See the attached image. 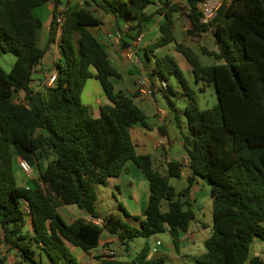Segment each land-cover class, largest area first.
Segmentation results:
<instances>
[{
	"label": "trees",
	"instance_id": "obj_1",
	"mask_svg": "<svg viewBox=\"0 0 264 264\" xmlns=\"http://www.w3.org/2000/svg\"><path fill=\"white\" fill-rule=\"evenodd\" d=\"M50 1L0 0V55L16 56L9 72L0 66V233L14 255L11 263L0 257V264H42L43 255L50 264H80L69 245L89 253L112 244L101 242L103 232L128 250L134 239L167 231L178 248L180 232H186L195 218L190 203L182 198L197 178L209 187L213 224L194 264H264L259 256L250 257L254 240L264 239V0H222L207 23L201 22L198 10V4L207 0H182L184 7L169 0H82V6L63 11L59 34L60 0H53L49 39L40 48L37 32L42 21L34 9ZM149 5L156 6L152 13L146 12ZM178 12L187 17V34L211 33L215 50L202 47L201 53L217 63L202 65L190 47L177 41L173 15ZM99 13L113 17L118 32L119 20H126L134 33H124L129 38L142 34L153 15H161L164 21L158 38L143 49L146 60L158 49L174 45L190 64L196 81L214 87L216 106L199 109L173 56L154 54L155 66L147 75L161 81L174 76L188 98L183 148L190 175L180 193L170 179L180 177L182 162L168 161L162 172L150 155L136 152L132 128L150 126L133 101L138 92L128 96L116 88L122 75L92 32L103 23ZM51 44L61 50L53 64L55 82L35 92L30 83ZM91 78L99 82L108 100L99 106L97 117L81 98ZM166 86L158 91L174 111L167 96L173 89ZM20 91L23 97L16 102ZM16 157L36 168L34 187L18 184ZM40 159L46 161L45 167ZM130 161L140 169L149 189L138 227L115 214L107 215L102 226L86 218L64 221L60 206L75 205L99 219L97 185L119 177ZM148 250L146 244L131 264H161L162 258L147 259Z\"/></svg>",
	"mask_w": 264,
	"mask_h": 264
},
{
	"label": "rangeland",
	"instance_id": "obj_2",
	"mask_svg": "<svg viewBox=\"0 0 264 264\" xmlns=\"http://www.w3.org/2000/svg\"><path fill=\"white\" fill-rule=\"evenodd\" d=\"M65 1L66 0H60V2H64V3ZM154 1L157 3L159 2V0H154ZM79 6H80L79 3H76L74 8H77ZM155 8H156L155 5H149L146 8V12L152 13L155 10ZM34 15L37 16L42 21V27L39 30L40 31L39 35H40L45 27L44 17L46 13L42 9H35ZM174 16L175 18H173L174 19L173 34L175 38L177 39V41L184 42L186 46L190 47L195 52V54L198 56V59L202 65L210 66V65H214L215 63H217V61L213 57H209L201 53L202 47L207 48V50L209 51L215 50V46H214V43L211 37V33L202 34L197 37L191 36L187 34L188 21H187L186 15L181 12H178ZM159 19L161 20V22L164 21V17H162L161 15L155 14L150 20L147 21L146 25H147V29L149 30H147L144 37L142 38L141 42L143 44L144 43L150 44L158 38L159 25H160L158 23ZM119 23L121 25V28L125 29L124 27L125 25H127V21L124 19H121L119 20ZM39 35L37 36V44L39 47H44L45 43L42 41V39L39 38L40 37ZM120 35L122 38L127 37V36H124L123 32H120ZM131 36L133 35L131 34ZM100 41L102 45L104 46L105 50L107 51L108 48L105 45V42L102 39H100ZM121 47H124V44H122ZM142 50H143L142 48L137 49V52H138V55L140 54V58L145 63V66L147 69L150 67V64L155 66L154 54L156 55L157 53L161 54L162 52H165V53H169L170 55H172L179 69L183 73V76L185 78L187 85L194 92L193 94L196 99L198 108L199 109H212L216 106L217 96H216L214 87L212 85L207 84L206 82L202 80L196 81L195 76L192 73L190 64L187 62L185 57L180 52L174 50V45H170L169 47L164 48V49L163 48L158 49L157 51H155L154 54H149L150 61L146 60V58L143 55ZM60 52L61 50L56 44H51L50 47L47 49L39 67H41L44 72L51 71L53 69L54 61L58 59L61 55ZM15 59H16V56L14 54L3 53L0 55V66L6 72H9ZM122 61H123V64L121 65V67L120 66L117 67L119 71L121 72L122 77L119 81L115 83V85L117 89H122V91H124L128 96H131L132 94H130V91L134 90V87L136 86V79H135L136 76L131 75L130 73H127V71L124 68V65L127 66V64H131V63L126 58H123ZM146 68L145 67L143 68L145 72L147 71ZM165 82L173 89V93L171 94L167 93V96L169 100L172 101L174 104V109H175L174 111H171V109L168 106L167 100L163 96V93L160 91L155 92L152 98H148V97H145L147 99H139L138 97L133 98L134 103L144 111L146 115V121L148 124L152 125L153 120H154L153 114L156 113L157 111L164 110L169 115V119H166L165 123H166V129L168 132V140H170V144H168L167 137H161L156 128H154L153 130L144 131L147 136L152 138V140H149V141L147 138H145L144 143L147 149V153L151 155L153 160L156 157V152H158L156 147L154 146V142L159 143V141H161V143L164 144V147L167 150V154L170 155L171 158L181 159V157H184L186 155L185 149L183 148V136L187 135L184 109L187 104L188 98L186 94H184V90L182 86L176 80L174 76H169L168 80ZM19 98L20 97H16L15 100H18ZM132 132H133L134 137L139 138V140L141 139V137L137 136L135 129H133ZM137 151L140 152L141 150L137 149ZM159 152L161 153V150H159ZM19 158L20 157H16L14 159V174H15L18 184L23 185L22 181H24L25 183V181L27 180L25 176L27 175L23 171H21V169H19L18 167ZM162 162L164 161L162 160ZM40 164L42 167H45L46 161L44 159H40ZM35 172H36V168L34 167L29 176L30 177L35 176ZM128 175H129V178L127 179L125 171H122L119 177L110 178L108 180L107 185L105 186L97 185L96 187L97 188L96 189L97 190L96 210L99 213L100 217L105 218L109 213L121 214L124 217L125 215L123 214V209L124 210L126 209L129 211V203L131 202L129 198L130 195L135 193L137 189H138V193L141 194L142 186L140 185V182H139V176H142L143 178H145L143 174L138 169V173L129 172ZM29 176H27V178ZM128 180L132 182V185L129 184ZM35 183H36V179H34L33 177V179L29 181V186L33 187ZM170 183L172 185H176L178 183V180L172 179ZM135 186L136 188H134ZM186 186H187V181H186ZM182 200L190 203L191 209L195 213V218L191 222V225H190V227L192 228L191 230L196 234V231H197L196 228L200 226V223H204V227L199 230L200 232L198 233L197 237H201L203 235H206L207 233L208 235H210L212 231V220L210 219V217H204L202 213V211H206L208 205L212 208V200L210 198L209 187L206 184V182L202 181L201 183H197V184L194 183L189 191V194L186 197L182 198ZM78 209L79 208L75 205L61 206L59 208V213L66 223H71L72 220L69 216V212L71 210H78ZM77 213L80 214L78 211ZM156 241L158 242V244H160L159 252L161 256H157V257L162 258L161 264H189L190 263L188 258L184 256V254L190 253L189 250L183 251L184 248L187 247V245L189 244L188 240L181 243L177 249L174 247V245L170 241V237L167 231L160 233V234L152 235L148 238L140 237V238L134 239L133 241L129 243V256L127 257H133V258L136 257V255L141 251V249L146 244L148 245L149 248H151L156 243ZM256 242H257L256 243L257 245H256L255 251L258 253V255L262 258L264 262V239L257 238ZM111 249L114 250V252L116 253L115 257L107 258L106 260L115 261V258L118 255L119 257L126 256L124 254L123 247L121 248L119 244H113L111 246ZM0 257H5L10 262H12L14 259L13 253L9 252L8 249H6L5 254L4 255L1 254ZM42 261L44 264H46L47 260L44 259ZM58 264H65V263H58ZM80 264H93V263H91L90 256L87 255V256L82 257Z\"/></svg>",
	"mask_w": 264,
	"mask_h": 264
},
{
	"label": "crops",
	"instance_id": "obj_3",
	"mask_svg": "<svg viewBox=\"0 0 264 264\" xmlns=\"http://www.w3.org/2000/svg\"><path fill=\"white\" fill-rule=\"evenodd\" d=\"M80 1L81 0H66L65 3L64 2H60L59 6L57 7V11H64L68 7L69 8H74L76 3H80ZM35 9H42L46 13V15L44 17V21H45L44 30L42 31V33L40 35H39V33H40L39 30L41 28L37 32V36L38 35L40 36L39 38L42 39V41L45 43V45H44V47H45L47 42H48V39H49V24H50V21H51L52 12L54 10L53 0H51L50 2L44 4V5L40 6V7L35 8ZM175 14H177V13H175ZM98 15H99V17L102 18L103 23L98 29L92 30V32L97 36L99 41H100V39H102L105 42V45L107 46V48L109 50V51L107 50L106 52L108 54L109 60L112 63V65L114 67H116V68L118 66L121 67V65L123 64L122 59L125 58L124 57V49L126 47H128V45L131 43V38L125 37L122 41L120 40L121 42L117 41V39L115 37V34L118 31H117V28H116V24H115L114 18L111 17L110 15H103L101 13H99ZM174 15H173V18H175ZM158 23L159 24L162 23L160 19H159ZM188 27H189V24H188ZM147 30H149V29H147V25H146L144 30L142 31L143 37H144L145 33L147 32ZM57 36H58V34H57ZM122 44H124V47H121ZM147 45H148V43H144L143 44L141 42V44L139 45L138 49H140V48L144 49L145 46H147ZM44 47H40V48H44ZM142 52H143V50H142ZM162 53H164V52H162ZM157 54H159V53H157ZM153 67H154V65L150 64V67L147 69V72H150L153 69ZM124 68L127 71V73H130L131 75H135L136 76L135 79H137V77L141 74V71L139 69L135 68L134 66H132L131 64H127V66L124 65ZM53 72H55L54 65H53V69L51 71H49V72H44L41 67H38V71L33 75V80L30 83V88L32 90H34L35 92L36 91H38V92L41 91L45 87V82L47 80V76L49 74L53 73ZM135 79H134V81H135ZM88 82H90V83H88ZM134 91L137 93L136 86L134 87V90L130 91V94H134L135 93ZM17 97H20L19 99H22L23 96H21V94L18 93ZM137 97L139 99H147L145 97H141L139 94H137ZM81 98H82V102L90 107V112L92 113V115L94 117H97L99 115V106L102 105V104L108 103V100L106 99V96H105V94H104L99 82L96 79H94V78L88 79L86 81V84L84 86ZM153 119L154 120H153L152 125L149 124L150 129H146V128L140 126V125H135L132 128V131H133V129H135V132L137 133V136L141 137V139L139 140V138L133 136V132H132V136H133V138H134V140L136 142V152L138 154H148V155H150L149 153H147V149L145 147L144 139L147 138L148 141H149V140H152V138L145 134V132H144L145 130H153L154 128H156L158 133H159V135L161 137H167V140H168V132H167L166 123H165L166 119H169L168 113L166 111H164V110L157 111L156 113L153 114ZM160 129H162V130H160ZM168 144H170V140H168ZM154 146L156 147L158 152H156V157L154 159L155 161L154 160L153 161H154L155 165L159 168L160 171L163 172V171L166 170V166H167V162L168 161H180V162H182L184 164V169L182 170L180 177L179 178H171L170 179V182H171L172 179L178 180V183L176 185H172L171 183L170 184L175 188L176 193H180L182 190H184V188L186 186L187 178L190 175V172H189V170L187 168L186 155L184 157H181V159H174V158H171V156L167 154V150L165 149L164 144L161 143V141H159V143L158 142H154ZM137 149H140L141 151L138 152ZM159 150H161V153L159 152ZM162 160L164 162H162ZM134 165L135 164L133 162H128L126 164L127 171H125V173H126V178L127 179L129 178V175H128L129 172L138 173V169L139 168L136 165L135 166ZM25 177L27 179L25 181V183H24V181H22L23 185H25V186H29V181L32 180L33 177H34V179H36V176H33V177L29 176L28 178H27V176H25ZM128 181H129V184L132 185V182L130 180H128ZM202 181H204V180L200 179V178H197V179L194 180V183L197 184V183H201ZM139 182H140V185L142 186L141 187L142 188V192H141V194L138 193V189H137V191H136L137 193L135 192L132 195H130L129 198H130L131 202L129 203V211L126 210V209L124 210L126 215L124 214V212H123V214L125 215L124 217L121 214L109 213V214H115V215L120 216L126 222H129L130 224H132V225H134L136 227L139 226L140 221L143 219V215L142 214H143V210H144V208H145V206L147 204L148 195H149L148 182H147L146 178H143L142 176H139ZM34 186L35 185H33V187ZM134 188H136V186ZM58 211H59V209H58ZM77 211L80 214H78ZM202 213H203L204 217H210V219L212 220V224H213L212 208L209 205H208L206 211H202ZM69 216H70L72 222L74 220L78 219V218H86V217H88V215L86 213H84L80 208L78 210H71L69 212ZM98 216H99L100 220L104 219V218L100 217L99 213H98ZM133 219H135V220H133ZM199 227L196 228L197 229L196 234L191 230L192 229L191 227H189V229L186 232H180V242H179L178 246L181 243H183L186 240H188L189 244L187 245V247L184 248L183 251L189 250V252H190L188 254H184V256L187 257L188 260L190 261L189 264H194L193 258L195 256H198L199 254H201L204 251L203 242L209 236L208 233H207L206 235H203L201 237H197L198 233L200 232L199 230L204 227V223H200ZM27 228L30 229V224L29 223H28ZM188 235H189V237H187ZM169 237H170V235H169ZM107 241H112V244H109L107 246H101L100 245L99 247H97L96 249L90 251L89 253L84 252L81 248L76 247V246L69 245V248H70L72 254L78 260L79 263L81 262L82 257L88 255L91 258V263H93V264H103L102 261L106 260V259L99 258L100 257L99 256L100 250L102 248H110L111 249V246L113 244H118L117 242H115V238L113 236L109 235L107 232H103L102 236H101V242L104 243V242H107ZM170 241H171V237H170ZM256 243L257 242H256V239H255L254 242L252 243L251 247H250V257L259 256L258 253L255 251L256 245H257ZM159 245L160 244H158V242L156 241V243L151 248H149L148 253H147V259H151V258H154V257H157V256H161V254L159 252L160 251L159 250ZM120 247L122 248V246H120ZM123 250H124V254L126 256L119 257V255H118L115 258V262H119L121 264H131V261L135 257L134 258L133 257H127V256H129V249L125 250L124 247H123ZM40 259H41L42 264H44L42 260H44V259L47 260V258L44 255L41 256ZM6 262L7 263H11L7 259H6ZM46 264H50L48 262V260L46 261Z\"/></svg>",
	"mask_w": 264,
	"mask_h": 264
},
{
	"label": "built area",
	"instance_id": "obj_4",
	"mask_svg": "<svg viewBox=\"0 0 264 264\" xmlns=\"http://www.w3.org/2000/svg\"><path fill=\"white\" fill-rule=\"evenodd\" d=\"M172 3H179L183 6H186L185 2L182 0H169ZM222 0H207L206 2H201L198 4V10L201 12V22L207 23L209 22L216 14V11L220 5ZM80 6H82V1L79 3ZM64 21L63 11H58L57 17H56V24H57V32H59V28L61 27V24ZM125 29L121 28V32L123 33H130L134 34L127 25L124 27ZM115 37L117 41H120L121 35L120 32H117L115 34ZM143 35H137L135 37H131V43L124 49V57L137 69L141 71V74L136 79V91L140 96L152 98L154 93L157 92L160 89H165L166 83L165 81H161L158 77H154L151 79L147 75V71H144V64L141 60L140 56L138 55L137 49L142 41ZM56 73L53 72L47 76V80L45 82V86H52L55 82ZM21 96H23V91L19 92ZM21 99L16 100V102H20ZM18 165L20 169L29 176L32 172V168L30 165L23 160L22 158H19ZM86 220L98 225L102 226L103 221L100 219L93 218L91 216L86 217ZM189 237V235L187 236ZM6 249H8V245L4 241L3 234L0 233V255H4ZM114 250L110 248H102L99 252V256L103 259L112 258L115 257Z\"/></svg>",
	"mask_w": 264,
	"mask_h": 264
}]
</instances>
